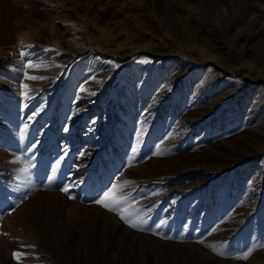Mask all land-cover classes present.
I'll use <instances>...</instances> for the list:
<instances>
[{
	"label": "rangeland",
	"instance_id": "obj_1",
	"mask_svg": "<svg viewBox=\"0 0 264 264\" xmlns=\"http://www.w3.org/2000/svg\"><path fill=\"white\" fill-rule=\"evenodd\" d=\"M118 180L142 231L94 202ZM0 233V264H264V0H0Z\"/></svg>",
	"mask_w": 264,
	"mask_h": 264
},
{
	"label": "snow or ice",
	"instance_id": "obj_2",
	"mask_svg": "<svg viewBox=\"0 0 264 264\" xmlns=\"http://www.w3.org/2000/svg\"><path fill=\"white\" fill-rule=\"evenodd\" d=\"M21 56L25 55V53L22 51ZM27 68L29 69H38L40 67H42L41 65H36L33 64L31 62H29L26 65ZM25 79L27 80H41V79H45V77H40V76H33V75H29L27 72L24 73ZM93 79H95V77H93ZM23 88L25 89L24 91V95L27 96L28 95V85L25 84L23 85ZM81 91H87V89L85 88H81ZM91 95H95V93H91ZM33 115H36V113H34ZM29 119H31V117H29ZM29 125L25 124L24 125V130L26 131L28 129ZM65 131H67L68 129L65 128ZM24 133L22 132L21 135H23ZM33 148L36 147L35 144H33L32 146ZM136 149H133V152H135ZM160 151H159V146H157V152L156 155H160ZM83 155V154H82ZM59 167V165H57V168ZM24 172H28V169L25 168L23 169ZM55 169L52 170V175L55 176ZM75 185H69V186H65L63 188H61L60 190L63 191L65 194H69L70 193V189L71 187H74ZM129 186V182L128 181H116L115 183H113L109 188H107L105 191H103L99 197L94 201L96 204L100 205L101 207L105 208L108 211L114 212L116 213L119 218L129 227L133 228V229H137V230H144L141 225L144 224V219L138 214V210L135 209V207L129 203V198L125 192V189ZM70 198L75 199L74 196H70ZM18 206V205H17ZM3 235H8L7 233H0ZM30 247H34V246H30ZM256 247L258 248H264V243H261L259 245H257ZM215 250V249H214ZM254 249L247 251L245 253H243L241 256L236 257L237 259H242V260H247L250 255L252 254V251H254ZM26 253L23 252H14L13 253V257L14 259H16L17 264H23V260L26 257ZM217 255H224L223 252H217Z\"/></svg>",
	"mask_w": 264,
	"mask_h": 264
},
{
	"label": "bare ground",
	"instance_id": "obj_3",
	"mask_svg": "<svg viewBox=\"0 0 264 264\" xmlns=\"http://www.w3.org/2000/svg\"><path fill=\"white\" fill-rule=\"evenodd\" d=\"M20 38H23V37H20ZM24 39V38H23Z\"/></svg>",
	"mask_w": 264,
	"mask_h": 264
}]
</instances>
